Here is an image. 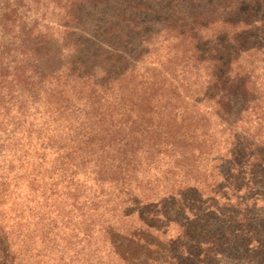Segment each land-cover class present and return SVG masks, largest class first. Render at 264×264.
Here are the masks:
<instances>
[{
  "label": "trees",
  "instance_id": "16d2710c",
  "mask_svg": "<svg viewBox=\"0 0 264 264\" xmlns=\"http://www.w3.org/2000/svg\"><path fill=\"white\" fill-rule=\"evenodd\" d=\"M182 1L0 0V264H214L231 244L198 175L225 150L227 180L264 177V139L235 115L264 62V0L224 6L199 89L189 61L140 56Z\"/></svg>",
  "mask_w": 264,
  "mask_h": 264
},
{
  "label": "rangeland",
  "instance_id": "374dc122",
  "mask_svg": "<svg viewBox=\"0 0 264 264\" xmlns=\"http://www.w3.org/2000/svg\"><path fill=\"white\" fill-rule=\"evenodd\" d=\"M229 4V0H183L179 5L184 6L177 7L176 17H168L166 20L165 14H161L155 19L156 23L146 25L142 38L144 42H149L139 47L144 54L140 56L145 57L148 50L151 52L150 56L158 59L164 66L176 65L177 68L182 63L181 69L189 61L191 65L184 69L185 83L188 82L192 89L202 88L207 80L205 69H202L208 68L205 62L209 56L207 49L221 41L217 28L220 18L218 15ZM1 36L0 33V38ZM245 55L239 54L240 57ZM258 57L264 59V54ZM255 65L256 69L252 74L257 85L251 92L248 110L235 115L246 121L249 136L264 139V62ZM208 72H212L211 65ZM238 104L240 105V100ZM247 105L244 103V107ZM215 129L218 142L221 135ZM225 152L217 150L215 156L204 160L198 175L200 180L204 179V183L198 188L201 193L200 204L203 207L218 206L226 212L223 216L210 217V221L214 222L211 229L218 236H223L222 241L228 239L231 242L230 245L221 247L214 264H264V177L255 174L252 180L248 175L240 182L227 180L221 173L225 167L219 159ZM213 157H217V160ZM157 201L158 198L154 200ZM231 209L236 212H228ZM188 213L192 214L191 211ZM237 228L239 232L236 231ZM178 230L172 224L168 229V237L175 236ZM103 249L105 251H102V258L105 257L107 262L108 247Z\"/></svg>",
  "mask_w": 264,
  "mask_h": 264
}]
</instances>
